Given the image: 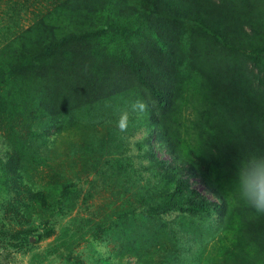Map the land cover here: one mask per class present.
Here are the masks:
<instances>
[{"label": "rangeland", "instance_id": "obj_1", "mask_svg": "<svg viewBox=\"0 0 264 264\" xmlns=\"http://www.w3.org/2000/svg\"><path fill=\"white\" fill-rule=\"evenodd\" d=\"M254 149L264 0H0V264H264Z\"/></svg>", "mask_w": 264, "mask_h": 264}, {"label": "clouds", "instance_id": "obj_2", "mask_svg": "<svg viewBox=\"0 0 264 264\" xmlns=\"http://www.w3.org/2000/svg\"><path fill=\"white\" fill-rule=\"evenodd\" d=\"M148 111V101L136 99L122 110L119 128L125 130L133 113L142 116ZM232 192L236 202H242L258 218L264 216V150H250L234 163Z\"/></svg>", "mask_w": 264, "mask_h": 264}, {"label": "trees", "instance_id": "obj_3", "mask_svg": "<svg viewBox=\"0 0 264 264\" xmlns=\"http://www.w3.org/2000/svg\"><path fill=\"white\" fill-rule=\"evenodd\" d=\"M155 107H156V104H154V108L153 109H155ZM170 156L171 157H173L171 154H170ZM169 164H170V162H168ZM187 171H190V169H187ZM185 188V187H184ZM186 194V193H185ZM185 194H184V190H183V182L180 180L179 181V184L176 186V188H175V193H174V195L176 196V197H183V196H185ZM191 195V193H189V196Z\"/></svg>", "mask_w": 264, "mask_h": 264}]
</instances>
